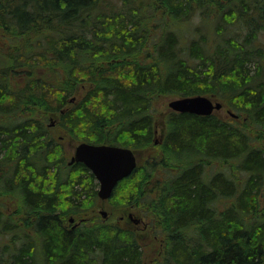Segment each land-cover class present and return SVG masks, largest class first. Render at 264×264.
<instances>
[{"label": "trees", "instance_id": "obj_1", "mask_svg": "<svg viewBox=\"0 0 264 264\" xmlns=\"http://www.w3.org/2000/svg\"><path fill=\"white\" fill-rule=\"evenodd\" d=\"M162 95L236 116L171 111L110 199L142 208L160 264H264V0H0V200L16 204L0 209V264H142L133 230L64 225L97 182L68 164L49 115L136 155Z\"/></svg>", "mask_w": 264, "mask_h": 264}, {"label": "rangeland", "instance_id": "obj_2", "mask_svg": "<svg viewBox=\"0 0 264 264\" xmlns=\"http://www.w3.org/2000/svg\"><path fill=\"white\" fill-rule=\"evenodd\" d=\"M84 90H80L76 95L68 98V102L71 104L77 103L80 100L81 95ZM179 98L176 95H162L158 96L153 100V116H154V136L153 140L155 141L152 146L149 147L148 150L137 152L136 158L138 163L144 164L149 159H152V155L155 154V148L160 142H162L164 135L166 133V122L165 118L167 114L171 112V109L168 107V103L173 100ZM213 102L219 101L218 99L210 98ZM72 105V104H71ZM68 106L66 108L71 107ZM231 110L226 105L219 111L214 112V114L223 119L229 120L231 118L228 112ZM49 117V127L52 136L57 139V144L61 145L64 151V154L67 156L66 161L68 162L73 155L74 149L76 145L79 143L75 139L69 137L66 133L59 130L54 123V119L57 117L55 114H50ZM53 122V125L51 123ZM241 122V120H240ZM55 126V127H54ZM264 142V141H263ZM171 170V169H170ZM215 170V167L212 169ZM172 171V170H171ZM236 176H239L237 173ZM98 189V184L96 187V191ZM264 202V199L261 201ZM0 209L6 212H14L16 209V204L11 201H3L0 200ZM100 211L106 212V217L103 218L100 214ZM143 212L141 207L134 206H120L117 205L114 200L110 198L105 201H101L98 197L94 202H87L81 208V210L77 211L74 214H69L63 219V223L69 229L74 230L82 223L88 226L94 225L98 222H106L108 224H118L121 227L131 229L135 233V237L140 245V249L142 252V264H160L162 262L161 258V244L160 239L154 236L153 232L150 231V226L148 221L143 216ZM129 214H132L134 217L140 222L138 224H134L128 217ZM70 221V219H72ZM84 219V220H83Z\"/></svg>", "mask_w": 264, "mask_h": 264}, {"label": "water", "instance_id": "obj_3", "mask_svg": "<svg viewBox=\"0 0 264 264\" xmlns=\"http://www.w3.org/2000/svg\"><path fill=\"white\" fill-rule=\"evenodd\" d=\"M168 107L176 113L198 116H209L223 108L220 102H213L203 95L173 99L168 103ZM228 114L231 117L236 116L232 112ZM73 163H82L93 174L98 184L97 196L101 201H105L111 197L117 184L134 172L138 161L134 152L127 147L81 142L76 145L69 165ZM100 214L103 218L106 217L105 211H100ZM128 217L134 224L139 223L131 214Z\"/></svg>", "mask_w": 264, "mask_h": 264}, {"label": "flooded vegetation", "instance_id": "obj_4", "mask_svg": "<svg viewBox=\"0 0 264 264\" xmlns=\"http://www.w3.org/2000/svg\"><path fill=\"white\" fill-rule=\"evenodd\" d=\"M132 215V214H131ZM132 217H134L133 215H132ZM84 220V219H83ZM139 222H140V220H139Z\"/></svg>", "mask_w": 264, "mask_h": 264}, {"label": "bare ground", "instance_id": "obj_5", "mask_svg": "<svg viewBox=\"0 0 264 264\" xmlns=\"http://www.w3.org/2000/svg\"><path fill=\"white\" fill-rule=\"evenodd\" d=\"M73 219V218H72Z\"/></svg>", "mask_w": 264, "mask_h": 264}]
</instances>
